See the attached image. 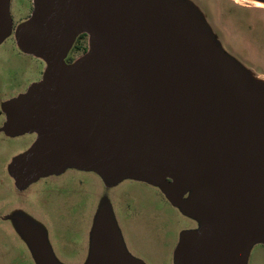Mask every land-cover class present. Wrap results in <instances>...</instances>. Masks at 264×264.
<instances>
[{"label": "water", "instance_id": "obj_1", "mask_svg": "<svg viewBox=\"0 0 264 264\" xmlns=\"http://www.w3.org/2000/svg\"><path fill=\"white\" fill-rule=\"evenodd\" d=\"M0 0V45L12 33ZM264 4V0H252ZM86 33L89 49L66 58ZM43 79L3 104L9 137L35 134L10 173L26 186L68 168L159 187L196 220L174 264H248L264 246V81L224 53L185 0H34L15 31ZM23 232L36 264H60L44 235ZM85 264H144L125 247L108 205Z\"/></svg>", "mask_w": 264, "mask_h": 264}, {"label": "rangeland", "instance_id": "obj_2", "mask_svg": "<svg viewBox=\"0 0 264 264\" xmlns=\"http://www.w3.org/2000/svg\"><path fill=\"white\" fill-rule=\"evenodd\" d=\"M33 1H11L12 33L0 45V110L38 82L47 67L25 54L15 37L32 15ZM185 1L202 14L224 53L264 81V8L252 0ZM35 141L33 134L8 138L0 132V264H36L25 225L44 235L60 264H85L84 243L104 204L133 257L144 264H174L182 233L198 223L173 207L159 187L129 179L111 184L95 171L77 168L21 186L10 166ZM248 264H264L263 245L252 248Z\"/></svg>", "mask_w": 264, "mask_h": 264}, {"label": "flooded vegetation", "instance_id": "obj_3", "mask_svg": "<svg viewBox=\"0 0 264 264\" xmlns=\"http://www.w3.org/2000/svg\"><path fill=\"white\" fill-rule=\"evenodd\" d=\"M89 49V36L86 34V33H82L80 34L76 40H75V43L72 47V49L70 50L67 58H66V63L67 64H72L73 62H75L77 59H79L80 57H82L84 54L87 53ZM44 76V73L42 74ZM43 79L40 78V80L38 82H40L41 80ZM36 82V83H38ZM35 84V83H34ZM33 85V84H32ZM30 88V87H29ZM28 88V89H29ZM27 91L25 92H20L18 93L17 95L13 96L10 98L11 99H14L24 93H26ZM5 103V101L2 103V108L0 110V116L2 117V122L0 123V132L3 136L5 137H8V138H11L9 136L6 135V133L4 132V127H5V124L7 123V114L6 112H4L3 110V104ZM35 135V134H33ZM35 138L37 139V136L35 135ZM76 243V242H74ZM84 248H85V261L87 260L88 256H89V251H90V235L88 236V239L85 240V243H84Z\"/></svg>", "mask_w": 264, "mask_h": 264}, {"label": "bare ground", "instance_id": "obj_4", "mask_svg": "<svg viewBox=\"0 0 264 264\" xmlns=\"http://www.w3.org/2000/svg\"><path fill=\"white\" fill-rule=\"evenodd\" d=\"M254 5L257 8H264V5L263 4H260V3H254Z\"/></svg>", "mask_w": 264, "mask_h": 264}]
</instances>
